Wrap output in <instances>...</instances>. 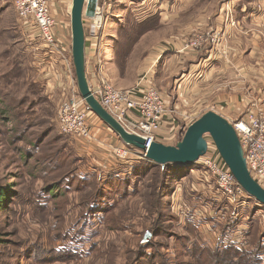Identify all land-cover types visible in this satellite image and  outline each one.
Masks as SVG:
<instances>
[{"label": "rangeland", "instance_id": "374dc122", "mask_svg": "<svg viewBox=\"0 0 264 264\" xmlns=\"http://www.w3.org/2000/svg\"><path fill=\"white\" fill-rule=\"evenodd\" d=\"M223 1L197 0L193 11L188 13L187 10L182 16L188 21L189 14L218 13ZM237 3L228 5V14L231 15L234 11L238 16L244 15V10H257L264 16V4L261 1L240 0ZM127 10L128 7L123 12ZM185 10L183 8L181 13ZM129 12L131 14L134 10L129 9ZM236 22L231 21L233 27H236ZM252 26L256 28L248 20L244 22L243 29L250 31ZM141 30L137 22H131L122 31V35L129 40L127 52L123 55L126 61L136 46L132 40ZM219 31L216 28L211 35H206L210 32H204L200 28L190 31L184 49L202 52L209 45L218 42ZM259 31L264 57V26ZM200 33L206 35L203 46L189 45ZM30 42L13 0H0V185H12L13 190L18 193L10 199L8 208L0 212V264H132L135 257L140 255V245L146 239L151 240L158 252L162 253L156 259L163 258L169 264H200L180 245L177 235L189 237L187 243L190 247L193 243H198L212 250L229 245L240 251L251 250L260 240L263 251L259 259L264 264V205L253 198V206L240 219L235 205L215 198L217 187L213 177L200 174L189 166L181 167L185 169L177 174L174 186L165 199L161 195L154 198V202L161 203L160 210L165 214L160 220L157 217L159 208L153 212L148 208V187L153 181L151 174L156 170L147 166L140 177L132 176L128 186L112 189L107 199L111 207L109 210L105 209L106 214H101V217L88 216L87 204L103 179L80 172L73 139L58 130L57 117L61 101H57L46 91L41 71L35 64L36 53ZM127 65L128 62H125V66ZM136 65L135 63L134 68ZM248 66L244 72L243 86L246 107L240 109L246 111L252 108L251 103L256 96L263 95L255 87L256 84L253 85V71L257 70L252 65ZM257 72L255 76L260 75L264 79V66ZM128 75L130 79L120 82L126 85L134 78L132 80L136 86L141 75L132 78L130 73ZM235 79L236 75L230 72L229 98L236 91L235 84H232ZM111 83L119 88L115 82ZM229 109L231 108L221 101L220 104L213 101L207 108H198L194 103L188 102L186 96L182 99L170 98L167 115L174 121L170 126L172 129L164 131L162 125L156 141L175 145L182 139L186 127L209 110L230 121L234 116L225 114ZM240 112L243 111L238 113ZM206 138L213 149L215 143L212 138L209 135ZM195 165L194 168L200 167L199 164ZM134 166L135 162L122 173L114 174L129 177ZM71 172L87 179L86 185H80V189L73 186L71 190L62 192L57 198L53 196L52 199L47 193L48 186L60 183L65 174ZM179 203L186 205L191 214L204 211L205 207H209L211 211L206 214L205 219L195 220L180 213ZM239 225L244 229L242 235L247 241V245L241 249L234 241L240 235ZM147 232L151 233L148 238ZM66 246L78 247L80 252L83 251L81 258L69 260L56 255L55 259L50 258L48 261L47 257L54 255V250Z\"/></svg>", "mask_w": 264, "mask_h": 264}, {"label": "crops", "instance_id": "0c3cea01", "mask_svg": "<svg viewBox=\"0 0 264 264\" xmlns=\"http://www.w3.org/2000/svg\"><path fill=\"white\" fill-rule=\"evenodd\" d=\"M239 1L224 0L218 13H208L205 9V14H189L187 21L182 14L185 15L187 10L188 13L193 11L197 0H99V17L95 20L101 22L100 25L96 26L95 20L90 18L84 21L88 79H106L115 82L119 88H132L135 86L132 77L141 75L138 83L143 80V84L156 85L164 93L167 104L170 98L182 99L186 96L187 101L194 103L198 108H207L213 101L218 104L221 101L231 108L225 111L227 116L236 117L243 114L246 110L240 109L246 107L243 99L244 72L248 65H252L257 71H261L264 66L259 31L264 26V16L257 10H244V15L238 16L234 11L231 15L228 14V5L238 4ZM260 1L264 4V0H258ZM71 5L72 0H56L52 5L58 22L57 32L62 36L72 35ZM127 7L128 10L124 13L123 10ZM183 8L186 10L181 13ZM129 9L134 12L130 14ZM232 20L237 21L236 27L231 24ZM248 20L254 23L256 28L252 26L250 31L245 30L251 32L246 34L243 25ZM131 22L145 24L146 30L135 35L132 42L136 43V46L126 61L123 55L127 52L129 40L122 35V31L127 23ZM25 28L28 38L34 40L37 29L28 25ZM197 28L210 32L205 33L206 35L215 33L217 28L220 30V39L202 52L184 49L189 32ZM30 46L35 50V64L41 71L46 91L51 97L61 101L64 90L68 87L63 67L47 57L35 42H30ZM125 62H128L127 66ZM135 63L137 65L134 68ZM257 71H253V85L256 84L255 87H258L263 95L256 96L251 105L256 101L259 109L264 110V79L260 75L255 76ZM230 72L236 75L232 83L235 84L236 91L229 98ZM129 73L132 79L126 85L122 84L121 80L130 79ZM129 85L132 86L128 87ZM239 111L243 112L238 113ZM168 115L164 117V131L171 130L170 126L174 122ZM88 121L94 127V142L71 137L80 172L104 180L113 173H122L130 165L133 166L134 162L142 159L138 149L132 147L131 159L119 163L113 149L114 146L125 143L90 109Z\"/></svg>", "mask_w": 264, "mask_h": 264}, {"label": "built area", "instance_id": "2783aa9c", "mask_svg": "<svg viewBox=\"0 0 264 264\" xmlns=\"http://www.w3.org/2000/svg\"><path fill=\"white\" fill-rule=\"evenodd\" d=\"M55 1L13 0L22 23L37 29V36L31 42H35L47 57L63 67V74L68 87L65 88L64 97L59 105L58 130L69 137L92 143L96 140V136L94 127L88 121L89 107L81 96L77 84L72 55V35L62 36L57 32L58 22L52 8ZM98 15L90 19L95 20ZM94 23L97 26L101 22L95 20ZM205 41L206 35L200 33L189 42V45L201 47ZM143 82L141 80L132 88L119 89L106 79L94 78L93 81L89 80V85L92 93L103 107L127 131L142 136L146 140V147L148 148L153 141H156L164 117L168 113V104L160 89L153 83L143 84ZM257 105L258 103L255 101L251 109L233 117L229 122L232 123L239 136L252 177L264 187V110L259 109ZM132 147L127 144L114 146L113 153L119 163L131 159ZM138 152L141 158H146L145 151L138 149ZM199 160L197 164L200 167L196 168L198 173L210 175L215 180L214 183L217 187L215 198L217 201L225 200L227 203L235 205L236 214L240 219H243L244 213L253 206L252 200L255 198L253 199L238 183L216 145L211 149L208 143L207 153ZM178 206L184 217H191L195 220L205 219L206 214L211 211L209 207H205L204 211L191 214V210L186 205L179 203ZM202 226L205 225L202 224ZM240 226L238 227L240 235L234 240L239 249L247 245V241L242 235L244 229ZM207 227L209 228L208 223Z\"/></svg>", "mask_w": 264, "mask_h": 264}, {"label": "water", "instance_id": "95a60500", "mask_svg": "<svg viewBox=\"0 0 264 264\" xmlns=\"http://www.w3.org/2000/svg\"><path fill=\"white\" fill-rule=\"evenodd\" d=\"M99 0H72L70 18L72 32V55L81 96L89 109L93 111L109 128H111L127 145L146 152V158L161 164L193 166L207 153L209 135L215 143L225 163L233 172L238 183L264 205V187L251 175L239 136L227 118L209 110L186 127L184 135L175 145L153 141L146 147V140L135 133L127 131L111 115L92 93L86 72V32L84 21L98 15ZM151 233L147 232L146 237ZM147 240V239H146ZM144 240V241H146Z\"/></svg>", "mask_w": 264, "mask_h": 264}, {"label": "trees", "instance_id": "16d2710c", "mask_svg": "<svg viewBox=\"0 0 264 264\" xmlns=\"http://www.w3.org/2000/svg\"><path fill=\"white\" fill-rule=\"evenodd\" d=\"M144 25L145 24L138 25L142 28L141 32L146 30ZM146 166L156 170L151 174L153 181L148 187L150 196L148 208L149 210H152V212L159 208L157 211V217L159 220L164 218L165 214L162 212V210H160L161 203L158 204L157 202H154V198L158 195H161L165 199V196L169 194V190L174 186L173 184L177 174H181L180 172H183L182 169L185 168H181L183 167L182 165L176 164L161 165L147 158H142L135 163L134 170L129 177H122L120 175L112 174L107 179H104L102 181L103 183L98 186L93 198L87 204L89 214L88 216L101 217V214H106L105 209L108 208L109 210L111 207L107 199H109L112 189L128 186L131 183L132 176L136 178L140 177V173L143 172V169H145ZM192 167L194 168V165L190 168ZM60 181V183L49 185L47 188V193L50 194L52 199L54 197L57 198L62 192L71 190L73 186H75L77 189H80V185L85 186L88 182L87 179L81 178L72 172L67 175L65 174L64 178ZM17 195L18 193L13 190L12 185H0V212L7 209L10 199L12 200V198L16 197ZM177 237L180 240V245L184 247L185 251L187 250L189 254H191L200 264H262L261 260L259 259V256L263 251L260 240L257 242V246L253 247L251 250L240 251L233 245H229L227 247H218L216 248L217 250H212L209 247L200 245L198 243H193L192 247H190L187 243L189 237L186 235H177ZM150 241L151 240H147L140 245V255L135 257L136 259L132 264H169L163 258L156 259L157 257H161L162 255L160 254L162 253L158 252L155 245H153ZM149 249H151V251ZM54 251V255L51 254L47 257L48 261H50L49 259L54 258L56 255L63 257V259L77 260L81 258L83 252H80L78 247L73 248L67 246L65 248H58ZM29 257L31 258V256ZM145 258L148 259L147 261L143 262L142 259L144 260Z\"/></svg>", "mask_w": 264, "mask_h": 264}, {"label": "bare ground", "instance_id": "6f19581e", "mask_svg": "<svg viewBox=\"0 0 264 264\" xmlns=\"http://www.w3.org/2000/svg\"><path fill=\"white\" fill-rule=\"evenodd\" d=\"M99 16V15H98ZM197 164V163H196ZM195 165V164H194ZM196 166V165H195ZM183 167H187V166H183ZM191 169H196V167L195 168H191ZM197 170V169H196ZM198 171V170H197Z\"/></svg>", "mask_w": 264, "mask_h": 264}]
</instances>
